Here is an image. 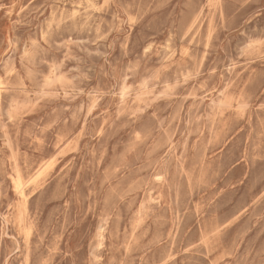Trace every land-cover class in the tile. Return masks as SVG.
<instances>
[{
	"label": "rangeland",
	"instance_id": "rangeland-1",
	"mask_svg": "<svg viewBox=\"0 0 264 264\" xmlns=\"http://www.w3.org/2000/svg\"><path fill=\"white\" fill-rule=\"evenodd\" d=\"M0 264H264V0H0Z\"/></svg>",
	"mask_w": 264,
	"mask_h": 264
},
{
	"label": "bare ground",
	"instance_id": "bare-ground-1",
	"mask_svg": "<svg viewBox=\"0 0 264 264\" xmlns=\"http://www.w3.org/2000/svg\"><path fill=\"white\" fill-rule=\"evenodd\" d=\"M6 75H7V74H6ZM59 79H60V78H59ZM93 104H94V103H93ZM42 164H43V163H42ZM35 178H37V177H34V179H35ZM18 180H19V179H18ZM29 182H30V181H29ZM29 182H28V183H29ZM19 185H20V184H19ZM25 186H26V185H25ZM15 187H17V186L15 185ZM19 188H20V187H19ZM17 189H18V187H17ZM29 231H30V230H29Z\"/></svg>",
	"mask_w": 264,
	"mask_h": 264
}]
</instances>
